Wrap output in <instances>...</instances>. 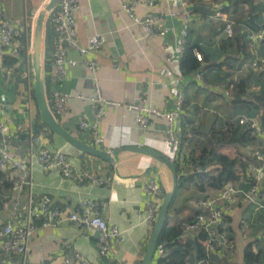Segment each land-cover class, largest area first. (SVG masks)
<instances>
[{
    "label": "crops",
    "instance_id": "1",
    "mask_svg": "<svg viewBox=\"0 0 264 264\" xmlns=\"http://www.w3.org/2000/svg\"><path fill=\"white\" fill-rule=\"evenodd\" d=\"M125 1L80 0L77 14L78 43L86 46L88 39L95 35H101L106 40L104 48L96 56L101 67L95 74L79 65L68 71L65 80H57L53 70L54 35L47 22L45 30V78L52 112L53 93L61 91L69 94L71 98L68 113L56 116L61 128L98 150L118 151L114 163L70 147L61 136L42 122L34 95L32 63H25L24 60L9 55L5 72H0L2 117L8 133L19 136L12 141V152L19 159L29 161V132L39 135L45 130L40 142L35 145L36 153L42 148L62 151L76 172L90 171L108 180L103 186L87 179L76 182L64 178L57 171H45L34 165L31 189L33 197L36 200L48 198L53 207L68 212L75 211L83 200L97 201L101 204V212L108 224L116 226L123 233L122 240L114 244L110 256L104 259L97 249L96 232L81 230L68 222L57 227H41L30 239V264H64V255L73 251L82 253L90 264H142L153 232L147 224L149 207L145 184L150 180H157L166 194L175 188L176 172L171 165L151 155L127 149H151L171 160L165 144V121L154 120L148 129H141L135 122V113L119 106L107 108L105 119L99 123L98 138L93 136L91 130H81L82 121L96 123L91 99L96 95L97 88L110 101L140 104V98L144 97L149 106L169 112L174 109V97L164 73L170 71L182 76L186 102L178 130L183 143V157L199 159L205 148L215 150L218 144L217 150L238 160L237 170L247 167L241 158L228 154L230 150L226 146L230 144H222L220 138L214 137L218 133L219 137L222 133L227 134L229 124L235 123L241 114L248 113L245 105V111L238 114L237 109L242 106V102L258 106L255 114H251L252 117L260 118L264 114V106H259L257 101V97L262 95V84L250 80L253 73L264 77V70H250L239 77V81L249 80L245 93H237L235 90L232 99L226 98L223 93L228 79L231 81L238 78V71L250 61H257L264 69V48L250 45L242 37L244 33L252 31L245 24L253 16V25L256 26L254 30L261 28L259 20H262L264 13V0H190L187 9H183L177 0H159L152 8L145 0H133V11L137 17L143 19L153 15L158 19V26L168 29L164 37L153 38L147 36L142 27L123 9ZM47 2L48 0H0V7L11 22L27 29L34 38L36 17ZM228 23L233 24L236 40L233 41L234 44H228L224 48L227 39L224 28ZM186 24L190 26V45L198 46L208 57V72L203 82L197 80L196 74L183 76L185 51H182V40ZM241 45H244L243 49H240ZM170 54L174 55V59H170ZM69 58L77 61L83 59L75 50L69 52ZM80 96L86 99L82 100ZM234 101H238V108ZM234 112L236 117L231 121ZM210 142H214L213 148ZM251 144L256 143L245 146L238 144L246 157L247 148ZM185 167L186 165L181 164L183 171ZM210 168L217 173V167L213 165ZM12 178V174L0 173V192H6V183ZM237 187L244 190L248 188L240 176ZM217 194L218 192L210 189L205 193L200 192L194 184L180 189L175 199L171 225L193 219L198 211L195 203ZM26 198L24 196L23 200ZM232 206L234 212L230 217L231 231L228 236L235 244V253L230 255L224 249L219 250L212 256V264H245L248 247L259 257L255 264H264V210L256 209L254 204L241 195L236 196ZM11 219L10 212H0V225ZM243 220L248 225L245 229ZM20 262L21 258L17 256L0 259V264ZM190 262L199 263L196 253H193ZM158 263L157 253L152 264Z\"/></svg>",
    "mask_w": 264,
    "mask_h": 264
},
{
    "label": "built area",
    "instance_id": "2",
    "mask_svg": "<svg viewBox=\"0 0 264 264\" xmlns=\"http://www.w3.org/2000/svg\"><path fill=\"white\" fill-rule=\"evenodd\" d=\"M159 0H145L150 7H154ZM183 9L190 6V0H177ZM133 0H126L122 7L129 13L134 22L140 25L144 33L149 37H164L168 33L167 28L157 25V17L149 15L139 18L133 11ZM219 8V7H218ZM80 9V0H60L57 7L48 15L46 22L51 26L54 35L53 70L57 80L63 81L71 68L79 65L86 67L95 74L100 69L97 60L99 54L106 44L101 35H95L88 39L86 46H81L78 41L77 14ZM189 15V14H188ZM263 28L248 33L250 45L264 47V13L262 15ZM189 21V18H187ZM190 26L186 24L183 31L182 51L186 50L189 38ZM226 38H234L233 24L228 23L224 28ZM33 37L27 29L11 22L0 7V72L4 73L7 57L10 55L15 59L24 60L30 64L32 58ZM75 50L82 56L81 61L69 58V52ZM198 62L203 63V55L196 51ZM174 59V55H169ZM204 65V64H203ZM261 71L257 61H250L238 71V78L230 81V85L224 89V95L232 99L235 84L239 77L247 71ZM168 84L174 97V109L169 112L153 108L146 103L144 97L140 98V104H119L105 98L100 89L97 88L96 95L91 99L94 105L96 123L89 124L87 121L80 123L81 130H91L95 138L99 136V123L106 117L107 108L125 107L129 112L136 115L135 122L141 129H148L154 120H163L167 123L165 144L169 149L171 162L180 161L183 143L179 135V126L184 114L186 94L183 89V77L166 71ZM198 81L203 82L205 72L202 70L196 74ZM71 96L61 91H55L52 95L53 113L55 116H63L69 111V100ZM82 100L86 97L80 96ZM1 102V101H0ZM0 103V173L12 174L10 180L12 186L6 192L0 194V212L8 211L12 215L10 222L0 225V259L20 257V264H30L28 248L32 235L39 228L57 227L64 222L74 224L81 230H88L98 234L97 249L100 256L108 258L113 251L114 244L122 240L123 233L113 225L108 224L101 212V204L93 200H83L75 211H62L53 207L48 198L36 200L31 192L33 166L37 165L45 171H57L64 178L76 182L89 180L96 185H105L108 180L100 178L90 171L78 173L62 151H51L42 148L36 153L35 145L40 142L42 131L39 135L29 132V143L31 158L29 161L19 159L12 152V141L19 136L10 135L7 125L2 117ZM235 124L249 133L254 145L247 148L246 168L237 170L238 176L243 178L244 183L249 185L247 190L237 187V182L228 183L225 188L214 197H207L195 203L197 209L201 210L193 222H185L183 225L185 238L190 235L199 234L202 231L208 233L205 241L207 258L198 264H211V256L219 250H226L230 255L235 253V244L229 242L227 233L219 234L218 229L226 230L230 226L228 218L234 212L233 202L236 196L241 195L246 201L255 205L256 209L264 210V114L252 117L241 114L235 120ZM211 169H203L201 166H186L184 173L193 176L210 174ZM147 204L149 207L147 224L151 231L154 230L160 210L162 208L166 192L157 180H150L145 184ZM27 198L23 200V197ZM24 223V224H23ZM243 229L248 225L242 221ZM159 255H165L162 246L158 247ZM64 264H90L87 258L78 251L64 255Z\"/></svg>",
    "mask_w": 264,
    "mask_h": 264
},
{
    "label": "trees",
    "instance_id": "3",
    "mask_svg": "<svg viewBox=\"0 0 264 264\" xmlns=\"http://www.w3.org/2000/svg\"><path fill=\"white\" fill-rule=\"evenodd\" d=\"M254 20L255 17L253 16L252 19H249L247 21V24H245V26L249 28V30L256 31L254 30L256 26L253 25ZM259 23L260 25L262 24L260 28L262 29L263 19L262 20L260 19ZM244 35H245V40H248L247 33H244ZM235 40H236L235 37L232 39L227 38L226 41L224 42V48L228 44L229 45L234 44L233 41ZM243 47L244 45H241L240 49H243ZM196 51L200 52L203 55L204 57L203 63L198 62L195 56ZM207 60L208 57L206 56V54L203 51L201 52V49L198 46L190 45L188 41L185 50V57L182 62L183 76H188L190 74H197L199 71L202 70L203 72H205V79H204L205 81L208 72V67L206 66ZM228 85H230V79H228L226 87H228ZM248 86H249V80L247 81L240 80L237 84H235V90L237 91V93L238 92L245 93ZM257 101L258 103H260L259 106L261 105L264 106V83L262 84V95L257 97ZM234 102L236 103V107L238 108L239 107L237 106L238 101H234ZM239 103H241V101ZM241 105L242 106H240L239 107L240 109H237V111H241V110L245 111L244 107L245 105H247L246 111L249 110L247 111L248 112L247 114L250 116H252L251 114H255L254 112L258 108V106H254L255 105L254 103L242 102ZM233 125L234 127L231 129V133L229 132L231 136L227 142L223 139V137H226L227 134L226 133L222 134V138L220 139L222 144L231 145L238 143L245 146L253 142V139H251L249 133L245 132L242 128H240L236 124ZM181 164L192 167L201 166L203 169H208V168L211 169L210 167L214 165L215 167H217L216 170L217 173H214L211 170L210 174H206V175H200V176L188 175L184 173L183 169L181 168ZM237 165H238L237 159H233L225 154L218 153L215 150H208V149L202 152L199 159L191 160L188 157L184 158L182 155L180 156V161L174 162L171 165L177 174L178 186H177L176 195L170 206L168 217L157 246L156 254L159 252L158 247L160 246H162L165 251V255L163 256L159 255L158 264H192V262H190V258L193 255V253L197 254V260L199 262L207 258L205 241H207L208 239V233L202 231L199 234L190 235L185 238V233L183 228L184 223L171 225L170 221L172 218V212L174 210L175 199L180 189H182L183 187L189 184H194L196 188L203 193H205L208 189L220 193L228 183L239 181V176L237 173ZM6 186H7L6 188L7 191L11 188L12 183L9 181L6 183ZM246 187L249 188V185H246ZM1 193L2 192H0V194ZM200 213L201 210L198 209L195 217ZM195 217L187 222H193ZM230 222L231 220L230 218H228V223L230 224ZM230 231H231L230 226L226 228V230L222 228L218 229L219 234L227 233L228 241L233 243L232 239L228 236V233H230ZM212 256L210 257L211 260H212ZM258 260L259 257L256 254H254L251 247H248L245 252V264H255L256 262H258Z\"/></svg>",
    "mask_w": 264,
    "mask_h": 264
},
{
    "label": "water",
    "instance_id": "4",
    "mask_svg": "<svg viewBox=\"0 0 264 264\" xmlns=\"http://www.w3.org/2000/svg\"><path fill=\"white\" fill-rule=\"evenodd\" d=\"M59 2L60 0H48V2L44 5V7L40 10L36 17V28L35 35L33 38L31 63L34 72V95L38 104L41 120L53 132L61 136L68 143V145H70V147L80 152L98 157L110 163H114L115 156L118 151L98 150L74 138L72 135L68 134L61 128L56 116L50 108L45 78V30L48 15L57 7ZM127 149L137 153L151 155L165 164L172 165L171 161L168 160L166 156L154 150L146 148ZM177 180V174L175 173V188L172 192L167 193L165 195L164 202L160 210L154 230L152 232V236L142 264H152V261L155 257L157 246L168 217L170 206L176 195L178 186Z\"/></svg>",
    "mask_w": 264,
    "mask_h": 264
},
{
    "label": "rangeland",
    "instance_id": "5",
    "mask_svg": "<svg viewBox=\"0 0 264 264\" xmlns=\"http://www.w3.org/2000/svg\"><path fill=\"white\" fill-rule=\"evenodd\" d=\"M248 35V34H247ZM242 37L244 38L245 37V35L243 36L242 35ZM246 38H247V36H246ZM247 42H248V40H247ZM218 72H220V71H218ZM210 73H211V71H210ZM251 80H254V82H256V83H258V84H263L264 83V77L263 76H257V75H254V73L252 74V77L250 78ZM238 109H240V108H238ZM236 111V110H235ZM244 110H241V111H238V114L239 113H242ZM236 115V112H234V114L232 115V119H231V121H233V120H235V116ZM233 124H235V123H230L229 124V128H227V129H229L230 131V133H231V129L234 127V125ZM229 132H227V135H226V137H223V139L225 140V141H227V140H229V138H230V133ZM219 134V133H218ZM218 134L214 137V138H216V139H221L222 138V136L221 137H219L218 136ZM223 134V133H222ZM212 136V135H211ZM214 142H210V145H211V148H213L212 146L214 145L213 144ZM209 145V146H210ZM217 146H218V144H217ZM215 147V151H217L218 153H221L219 150H217V148H219V147ZM226 147H228V148H226L227 150H230V151H228L229 153L228 154H230L231 156L232 155H234V156H237V157H239V158H241V160L243 161V163L244 164H246V155H244L245 153H244V151H243V149L242 148H240V147H238V144H232V145H227ZM205 149H207V148H205ZM227 150H226V152H227ZM245 158V159H244Z\"/></svg>",
    "mask_w": 264,
    "mask_h": 264
}]
</instances>
